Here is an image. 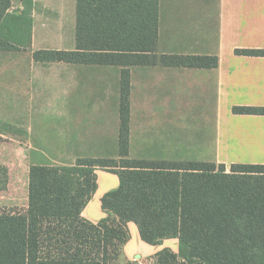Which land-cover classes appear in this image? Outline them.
<instances>
[{
  "label": "crops",
  "instance_id": "1",
  "mask_svg": "<svg viewBox=\"0 0 264 264\" xmlns=\"http://www.w3.org/2000/svg\"><path fill=\"white\" fill-rule=\"evenodd\" d=\"M75 5L76 0H33L29 48L0 52V122L24 133L15 142L26 148L19 161L27 163V181L32 165L118 159L122 68L32 58L39 50L76 49ZM21 10L20 1L12 0L11 11ZM235 50H264V0H216V5L213 0H158L155 55L216 56L218 64L215 69L172 68L155 60L128 67L130 159L264 165V116L231 112L264 107V57ZM208 108L215 115L210 154L190 159L196 145L186 133L183 138V123ZM95 175V193L81 212L93 224L106 217L103 195L119 186L115 174L96 170ZM127 229L121 263L151 258L171 242L175 249H168L177 252V240L151 246L133 223Z\"/></svg>",
  "mask_w": 264,
  "mask_h": 264
},
{
  "label": "trees",
  "instance_id": "2",
  "mask_svg": "<svg viewBox=\"0 0 264 264\" xmlns=\"http://www.w3.org/2000/svg\"><path fill=\"white\" fill-rule=\"evenodd\" d=\"M0 0V52L29 48L33 0ZM158 0H76L74 51L39 50L38 63L121 67L118 159L80 158L70 166L32 165L27 204L0 212V264L121 263L128 223L151 246L177 240L152 264H264V165L134 160L129 154V71L159 60L166 67L215 69L216 56L155 55ZM264 57V50H235ZM264 116V107H233ZM0 126L11 128L0 122ZM96 170L115 174L96 224L81 216L96 190Z\"/></svg>",
  "mask_w": 264,
  "mask_h": 264
},
{
  "label": "rangeland",
  "instance_id": "3",
  "mask_svg": "<svg viewBox=\"0 0 264 264\" xmlns=\"http://www.w3.org/2000/svg\"><path fill=\"white\" fill-rule=\"evenodd\" d=\"M216 5V0H213ZM189 121L183 123V138L189 136L196 145L190 148V159H199L202 154L209 155L215 131V115L210 108L205 114L188 116ZM8 125V124H7ZM11 128L0 126V212L7 211L13 207L19 210L26 208L25 196L27 192L26 167L27 163L20 162L19 152H24L25 147L20 146L15 140L23 136V131H16L13 125ZM186 129L188 131H186ZM190 129V131H189ZM189 139V140H190ZM204 155V156H205ZM167 246V245H166ZM168 248L175 249L173 242L168 243ZM152 264L147 259H139V263Z\"/></svg>",
  "mask_w": 264,
  "mask_h": 264
},
{
  "label": "built area",
  "instance_id": "4",
  "mask_svg": "<svg viewBox=\"0 0 264 264\" xmlns=\"http://www.w3.org/2000/svg\"><path fill=\"white\" fill-rule=\"evenodd\" d=\"M133 261H135V263H139V259H134Z\"/></svg>",
  "mask_w": 264,
  "mask_h": 264
}]
</instances>
